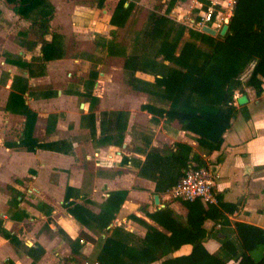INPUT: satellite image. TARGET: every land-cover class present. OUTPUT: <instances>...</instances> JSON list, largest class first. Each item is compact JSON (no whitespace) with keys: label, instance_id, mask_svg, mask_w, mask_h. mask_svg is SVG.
I'll use <instances>...</instances> for the list:
<instances>
[{"label":"crops","instance_id":"0c3cea01","mask_svg":"<svg viewBox=\"0 0 264 264\" xmlns=\"http://www.w3.org/2000/svg\"><path fill=\"white\" fill-rule=\"evenodd\" d=\"M48 1L53 7V16L48 33L40 39L30 21L17 15L6 0H0V21L4 25H0V264L96 263L95 256L99 250L96 246L99 240L101 244L105 234L95 224L89 227L80 223L63 206L68 186L76 188L79 194L78 198L73 196L70 199L95 214L111 191L125 189L127 196L108 228L121 226L132 233L134 239L142 238L148 225L164 231L148 216L149 213L168 206L174 213L185 216L188 210L181 200L167 196L175 175L160 176L152 167L154 157L147 158V153L151 148L171 149L177 143L191 148L190 158L196 153L218 172V203L215 206L226 218L225 227L232 229L236 222H244L264 229V77L257 72L253 74L252 70V77L260 81L261 92L257 93L256 88L247 82L248 77L244 78L247 70L242 74L245 93L234 94L236 115L224 131L220 147L211 152L201 148L196 134L182 129L177 120L166 121L163 116L143 109V104H158V101L150 93L134 90L130 86L122 92L129 97H143L140 108L147 112L151 124H128L122 145L98 143L99 124H96L95 136L91 137L89 129L79 124L80 115L87 110L79 114L74 127L67 124L61 129L63 133L67 131L68 137L60 135L58 129L61 124L47 121L43 131L49 137L40 139L35 133L37 124L41 117H48L49 114L40 112L38 103H53L60 96H78L84 92L80 82L78 88L71 82L64 88H56L51 81L54 69L65 72L73 63L91 62L76 53L70 55L71 33L74 34L76 48L82 50L78 48L83 42L82 34L100 29V24L109 27V30L116 29L109 23L115 5L107 8L108 0L103 1L101 9L96 0L90 6L77 3L79 0ZM2 6L6 7L3 12ZM100 11L106 15L104 24L100 21ZM11 21L18 26L16 29L10 25ZM53 33H57L62 57L45 62L32 61V57L41 54V40L50 41ZM20 62L30 66H21ZM67 74L71 76L70 71ZM105 75L104 71H98L100 80ZM135 75L151 82L154 80V76L147 73L137 71ZM17 76L27 79L28 89L23 96L25 103L37 114L33 136L43 143L65 140L67 152L43 148L28 151L18 145L25 117L5 108L10 93L19 92V85L13 82ZM97 86L98 81H95L92 94L98 97ZM240 95L247 97L243 104L236 102ZM115 96L121 98L120 93ZM114 101L121 102L120 99ZM109 110L121 109L111 107ZM72 131H78L81 138L71 134ZM118 146L122 150H118ZM127 146L129 153L124 154ZM113 153L120 156L122 167L116 169L105 164V156L112 158ZM124 157H127L125 162ZM194 165L195 161L189 159L188 166ZM155 194L159 197L158 204L154 201ZM203 226L207 232L205 247L210 252H218L220 241L215 231L220 223L207 218ZM3 232L13 235L14 240L6 238ZM80 232H85L93 240L79 238ZM190 250V244H183L172 255L187 254ZM77 257L91 259L82 263L75 259Z\"/></svg>","mask_w":264,"mask_h":264},{"label":"trees","instance_id":"16d2710c","mask_svg":"<svg viewBox=\"0 0 264 264\" xmlns=\"http://www.w3.org/2000/svg\"><path fill=\"white\" fill-rule=\"evenodd\" d=\"M6 1L17 15L30 21L40 39L48 33L53 16V7L48 0ZM103 1L97 0L96 5L101 8ZM175 1L166 2V12L172 9ZM133 6L131 0H118L109 23L124 27ZM148 17L147 27L136 34V43L143 37L138 50L127 53L119 42L112 39L100 40L96 44L109 54L122 55L126 83L134 90L150 93L158 101V104H143V109L163 116L166 121L177 120L182 129L196 134L199 146L206 151L218 149L224 131L237 112L234 94L245 93L242 74L250 64L255 63L256 72L264 77V0H236L224 35L217 33L212 36L189 29L191 40L185 41L178 52L176 49L185 25L154 12ZM40 53L39 57H32L31 60L45 62L62 57L57 33H53L50 41L41 40ZM77 56L98 62L91 53L81 51ZM20 65L30 66L25 62H20ZM137 71L153 75L154 80L151 82L136 76ZM97 76L98 71L90 70L82 83L84 92L81 94L89 101L90 109L80 115L79 124L89 129L91 137L95 136L96 124H99L98 143L122 145L127 113L105 111L97 121L94 107L98 98L92 94ZM13 82L19 85V92L10 93L5 108L25 117L18 145L28 151L43 148L67 152L65 140L43 143L33 136L37 114L25 103L23 93L28 89L27 79L17 76ZM252 86L257 93L261 92L258 79L252 80ZM48 119L55 121L53 115ZM190 151L188 145L177 143L171 149L151 148L147 158L154 157L152 167L160 176L175 175L172 187L189 168V159L195 161L192 167L207 166L196 153L190 158ZM123 161H127V157ZM73 196L78 198V190L66 187L63 206L67 211L80 223L89 227L95 224L105 234L95 256L97 264H229V261L233 264H264V229L244 222H236L234 228H227L226 218L215 205L204 206L199 200H181L188 210L185 216L174 213L168 206L160 208L148 216L164 231L148 225L145 235L134 239L133 234L121 226L108 228L127 196L125 189L111 191L96 214L70 199ZM207 218L220 223L215 231L220 241L216 253L210 252L204 245L207 232L203 223ZM3 233L6 238L14 240L10 233ZM79 238L93 240L85 232H80ZM183 244L191 245L190 252L172 255ZM259 249L260 256L254 258L253 253Z\"/></svg>","mask_w":264,"mask_h":264},{"label":"rangeland","instance_id":"374dc122","mask_svg":"<svg viewBox=\"0 0 264 264\" xmlns=\"http://www.w3.org/2000/svg\"><path fill=\"white\" fill-rule=\"evenodd\" d=\"M117 1L118 0H108L106 7L111 8L113 5H116ZM131 1L133 2L134 6L126 22V25L124 27H116V29L109 30L108 29L109 27L105 28L103 27L102 24H100V29L82 34L83 42L81 43L80 46H78V48L80 47L82 50L76 48L74 34L71 33L70 50H69L70 55H74L75 53L78 54V52L81 51L85 53H91L98 59L97 61L100 63V65L97 62H92V61L85 62L86 60L80 61L79 63H73L71 66H69V69H67V71L65 72L63 71L57 72L58 69H54V71L52 72L53 80H51L52 84L55 85L56 88H64L66 86H69L70 82L72 86L78 88L80 87L79 86L80 83H83V81L88 77L90 70L104 71L106 75L101 79L102 81L100 80V76H97L96 78V82L98 81V86H97L98 101L95 105L96 108L94 109V112L96 114V119L98 121L99 118H102V112L110 111L109 109H111V107L115 109L120 108L121 109L120 111H124L125 109H127L128 111H125L127 113V118H126L127 129H128V124H151V119L149 118L147 112L140 108V103L141 101H143V97H140L139 95L138 96L136 95V97L134 96L129 97L125 93L129 89L128 87L129 85L126 83L127 73L123 68V56L118 54L115 55V54L107 53V50L99 47L96 44V42L100 40L112 39L115 42H119L127 53H132L133 51L138 50V48L141 46V43L143 42V37H141L139 43L138 42L136 43L135 42L136 34L147 27L148 18H149L148 16L152 12L165 15L166 17L171 19L174 23L185 25L186 29L178 43L176 49L177 52L179 51L180 47L183 45L185 41L191 40L189 36V29L200 31L195 27V25H193L190 22L191 19L195 18L194 13H196L194 12L195 11L194 9L196 7L194 6V2H192L191 0H176L175 5L168 12L165 11L166 2L168 0H131ZM77 3L90 6V5H94L95 0H79L77 1ZM3 9L6 10V7L2 6V12ZM100 15H101L100 18L101 23L103 24L106 23L105 13L100 11ZM0 25H3L1 21H0ZM10 25H12L13 29L14 28L16 29L18 27L16 26L15 22L12 21L10 22ZM112 30H114L113 33H111ZM33 33L35 35V32ZM246 70L248 73L247 75L244 76V78L248 77L247 82L250 83V85H252V80L254 79L252 77V70H253V74L256 72L255 63L250 64V66ZM68 71H70L71 76H68L67 74ZM124 88H126L125 92H122V89ZM94 89L95 87L93 86L92 91H94ZM119 93L121 98L115 96L116 94ZM122 94H125V96H123ZM116 99L117 100L120 99L121 102H117V101L115 102L114 100ZM80 103H84L85 106L81 108ZM38 104H39L38 107L40 112L44 113L45 115L48 113L49 116L53 115L55 117V121L52 123L61 124L59 127L60 129L58 130H60L59 131L60 135L64 137H68L69 135L67 134L66 130H64L65 131L64 133L61 132V129L63 130L64 126L66 128L67 124H71L74 127L75 124L78 123L79 114L84 112L85 110L89 111L90 109L89 108L90 105L88 106V100L84 98L82 94L78 96L76 95L64 96V97L60 96V98L56 99L53 103L46 104L42 102ZM49 116L41 117L37 124V130H35L36 131L35 133L36 136L40 139L49 137V135H46L45 131H43L44 126L48 124L47 121L49 122L48 119ZM73 132L74 131H72L71 134H75L74 136L78 137L79 139L81 138V135L78 133V131L75 133ZM118 150H122L121 147H119ZM123 153L124 154L129 153L128 146L123 151ZM115 155L116 153H113L112 158L105 156V160L107 162L105 164H107L111 168L115 167L117 169L118 166L122 167V165L120 164L121 161L120 156L117 157ZM112 161H114V163H112ZM116 169H112V170L115 171ZM99 245H100V240L97 243L96 250H98L97 248L100 247ZM260 254H261V250L259 249L253 253V257L258 258ZM75 259L83 263L85 260L88 261L91 258L77 257ZM228 263L233 264L232 261H229Z\"/></svg>","mask_w":264,"mask_h":264},{"label":"built area","instance_id":"2783aa9c","mask_svg":"<svg viewBox=\"0 0 264 264\" xmlns=\"http://www.w3.org/2000/svg\"><path fill=\"white\" fill-rule=\"evenodd\" d=\"M196 7L195 18L190 22L202 31V26L214 28L217 33L232 15L236 0H191ZM218 172L211 166L189 167L178 182L167 191L173 199L194 201L204 205H216L218 197L216 181ZM97 264V263H95Z\"/></svg>","mask_w":264,"mask_h":264},{"label":"water","instance_id":"95a60500","mask_svg":"<svg viewBox=\"0 0 264 264\" xmlns=\"http://www.w3.org/2000/svg\"><path fill=\"white\" fill-rule=\"evenodd\" d=\"M227 29H228V24H224L218 33L220 35H224L226 33ZM202 31L205 32V33H208V34H210L212 36L217 34V31L214 28H211V27H209L207 25H203L202 26ZM246 101H247L246 95H240V96H238L236 98V102L238 104H243ZM80 106L83 107V104H81ZM154 201H155L156 204L159 203V197H158L157 194L154 195Z\"/></svg>","mask_w":264,"mask_h":264}]
</instances>
